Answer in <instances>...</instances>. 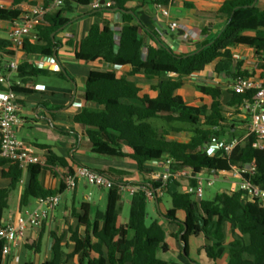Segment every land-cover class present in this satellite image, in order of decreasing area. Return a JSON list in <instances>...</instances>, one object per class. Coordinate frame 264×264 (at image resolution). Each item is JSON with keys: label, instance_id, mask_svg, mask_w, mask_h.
<instances>
[{"label": "trees", "instance_id": "obj_1", "mask_svg": "<svg viewBox=\"0 0 264 264\" xmlns=\"http://www.w3.org/2000/svg\"><path fill=\"white\" fill-rule=\"evenodd\" d=\"M97 0H63V5L48 12L37 29L38 40L26 41L24 51L29 55L53 57L59 48L57 34L75 19H70L79 8H87ZM110 2V7L93 9L91 14L96 21L87 36L79 44L76 57L79 60L101 62L112 67H131L129 76L143 75L146 79H157V98L148 95L140 97V88L127 76H118V70H94L89 73L86 82L85 100L96 104L95 110L85 108L75 117V122L85 128L92 153L114 159L130 160L137 164L138 171L152 174L147 164L159 159H172L171 170L191 169L195 174H211L218 170H228L232 164L254 163L257 173L252 182L264 189V150L253 147L255 137L244 146L237 147L231 156H209L205 149L215 140H221L236 130L237 122L232 121L222 103V89L218 86L196 85L194 91L209 96V105L195 107L177 94L184 86L185 78L202 72L205 67L217 59V72L226 71L235 62L236 77L250 74L240 70L241 63L232 55L231 47L248 46L254 48L256 56H264V10L259 7L260 0H227L219 9V15L226 17L223 28L210 40L202 43L194 53L177 55L157 36L144 30L142 24L136 25L138 0H98ZM10 3V8L0 7V21L13 23L22 14L25 3L37 6L29 0H0ZM44 6L49 5L45 0ZM119 14L120 24H113L109 15ZM105 14V15H103ZM141 30L143 32H141ZM207 31V30H206ZM204 31V32H206ZM255 33L249 34V33ZM54 35V36H53ZM146 37L155 40L157 47L147 45ZM9 40L0 37V56L13 57ZM0 70L6 73V68ZM18 79L11 87L0 83V90H13L19 95L31 93L26 84L38 72L31 62L20 64ZM253 92L243 95L234 94L228 107H241L244 100L251 98ZM239 114V111H237ZM157 119L169 125L182 123L189 126L193 133L190 141L180 142L168 137V131L149 123ZM1 154V141H0ZM49 166H64L68 173L73 169L67 161L48 156ZM8 165V171H2L1 177L11 182L7 188L0 187V225L5 210L9 208L12 192L17 188L23 176L18 163L0 156V168ZM39 165L28 167L30 182L25 188L20 205L27 208L31 200L55 194H62L64 184L56 191L44 190L39 183ZM115 182V181H114ZM157 191L162 188L160 179L149 182ZM195 186V180L191 181ZM139 189L131 196L130 216L127 224L121 223L123 189L126 185L115 182L107 190V205L104 212L95 215L94 222L89 221L88 205H83L84 215H79L80 224L91 228L85 235L75 233V254L80 264H176L161 258L168 251L167 232L164 226L154 220L148 222V198L140 188L148 185L139 182ZM163 194L170 196L171 207L161 216L170 223H176L184 250L188 254V238L204 235L208 244L205 250L208 256L217 260L224 255L227 264H264V204L247 202L241 193L223 190L213 200L196 201L183 191L180 182L170 178L163 188ZM161 203L162 198L158 197ZM178 212L185 218L180 221ZM102 223V224H100ZM228 234H231L228 237ZM178 236L175 235V238ZM62 239L55 237L54 257L44 264H67L72 255L66 253ZM29 250H38L35 243L27 240ZM7 245L0 243V264H3ZM30 264V263H29Z\"/></svg>", "mask_w": 264, "mask_h": 264}, {"label": "crops", "instance_id": "obj_2", "mask_svg": "<svg viewBox=\"0 0 264 264\" xmlns=\"http://www.w3.org/2000/svg\"><path fill=\"white\" fill-rule=\"evenodd\" d=\"M36 3L37 6L43 5L45 0H29ZM227 0H138L140 7L137 9L136 25L142 24L144 30L151 35H156L158 40L169 46L177 55H187L197 51L202 43L215 37L223 28L226 17L217 14L219 9ZM157 3L163 4L170 11L169 17H164L156 9ZM0 7L10 8V3L0 2ZM33 7L32 4L22 5V12ZM259 7L264 10V0L259 1ZM93 8H79L70 19H75L57 34L59 48L53 57L29 55L25 51L20 54L21 63L31 62L38 69L34 76L22 86L31 89V93L20 95L22 106L21 116L24 123L16 129L17 136L26 142L33 150L35 156L39 159L40 173L39 183L44 190L56 191L61 188L62 175L68 173L64 166H49L46 162L48 156H55L65 159L68 165L74 170L76 166L83 165L93 170L101 172L115 182L127 186L139 182L153 181L152 174H145L138 171L137 164L130 160L114 159L110 157L98 156L91 151L90 142L85 134V128L75 122V117L85 108L99 109L96 104H88L85 100V90L87 77L94 70H107V64L98 61L90 62L79 60L76 52L79 44L87 36L92 25L99 21L92 14ZM105 15V14H103ZM113 24H120L121 17L114 13L109 15ZM178 22L185 27V31L172 30L171 22ZM10 22L0 21V37L9 40L11 28ZM207 30V31H206ZM206 31V32H204ZM141 32H143L141 30ZM187 34V36H186ZM255 34V33H249ZM156 41L146 37V44L157 47ZM233 57L241 63L240 70L247 71L250 75L264 77V67H262L259 58L256 56L254 48L248 46L231 47ZM12 57L0 56L2 67L6 68ZM222 63L221 59L208 64L205 69L192 76L185 78L184 86L177 91L178 95L185 98L186 102L195 107L209 105L211 98L203 96L194 91L196 85L218 86L222 89V103L228 116L234 124L236 130L234 136L223 138L231 140L233 138L243 137L250 123L244 111L238 107H228V102L234 95L227 91V86L236 79V69L234 62L229 65L226 71L217 72V67ZM130 66L119 70L118 76H127L129 80L135 82L140 88V97L148 95L151 98H157L159 91L157 79H146L143 75L129 76ZM18 73L13 75L14 81L20 83ZM221 75V78H220ZM231 83H230V79ZM188 96L196 99V103H190ZM239 111V114H237ZM235 114V115H234ZM181 139H175L180 142L190 141L193 133L187 131L181 134ZM169 137V136H168ZM174 139V138H170ZM149 166V165H147ZM9 166L0 168V187L7 188L11 182L8 178L1 177L2 171H8ZM23 183L18 184L12 192L9 200V208L5 210L2 223H7L14 218L21 210L20 200L26 187L30 182L28 170H23ZM80 187L87 189L88 185L79 183L78 188L73 192L70 206L57 208V210L40 227L28 228L22 241L7 245L3 264H44L51 261L54 257L53 246L55 237L62 239V245L65 246L66 253L72 255L67 264H80L79 256L75 254V242L72 237L75 233L83 236L91 228L80 224L79 215H84L82 206L88 205L89 221L94 222L95 215L98 212H104L99 202L104 200L105 194L100 189L99 196L94 199L92 192H85L83 200L78 201L77 197ZM227 190V189H225ZM70 192L64 188L63 194ZM72 192V191H71ZM129 195V205L131 207V194L123 189V198ZM163 194L162 196H164ZM162 196L160 198H162ZM124 199H122V213L125 208ZM107 205V202H106ZM37 206V199H33L27 207L33 209ZM106 209V208H105ZM169 208L165 207L164 200L158 203L154 202L152 212L154 220H158L167 232L168 251L161 252L162 259L172 261L176 264H227L226 256L213 260L211 259L205 247L208 244L204 235L191 236L188 238V254L184 250V243L181 241L179 227L176 223H170L165 220L161 213H166ZM150 216V214H149ZM177 218L183 221L185 215L178 212ZM121 223L127 224L129 218H122ZM102 224V223H100ZM175 235L178 236L175 238ZM231 234H228L230 237ZM27 240L35 243L38 250H29L26 247Z\"/></svg>", "mask_w": 264, "mask_h": 264}, {"label": "built area", "instance_id": "obj_3", "mask_svg": "<svg viewBox=\"0 0 264 264\" xmlns=\"http://www.w3.org/2000/svg\"><path fill=\"white\" fill-rule=\"evenodd\" d=\"M62 5L63 0H49L47 7L44 5L33 6L22 12L20 18L11 24L9 42L14 54L6 66L7 72L3 73L0 70V83L5 84L7 87L13 85V75L19 71L20 54L24 52L26 41H37V29L44 16ZM90 6L97 9L104 6L110 7L111 3L102 4L97 0L92 2ZM155 7L164 17L170 16V11L163 4L157 3ZM116 15L119 17V14ZM170 27L174 31H185V27L175 21L170 23ZM259 61L264 67V56L259 58ZM107 68L118 71L122 69L119 66L112 67L109 64H107ZM227 91L236 95L253 92V96L245 99L239 107L250 118L247 132L240 138L215 140L207 145L206 153L211 157L218 155L231 156L237 147L248 144L251 137H255L253 147L264 150V77L249 75L237 78L227 86ZM21 109L18 93L9 89L0 90V156L18 163L21 169L26 171L31 165H39L40 161L35 156L32 148L17 136L16 129L24 123L20 114ZM172 162V159H159L147 164L153 171L154 180L160 179L163 184L162 188L157 191L150 185H144L140 188L145 192L149 202H155L158 197L163 195V188L167 185L169 179L173 177L181 183L184 193L192 195L196 201L204 199L203 187L205 182L208 187H211L217 181L222 180L230 184L227 190L231 193H241L245 203L261 202L264 204V189L251 180L257 173V167L254 163L232 164L228 170H218L211 174H195L191 169L172 171ZM192 180H195V186L191 184ZM62 182L65 189L72 192L78 188L79 183H85L103 190L111 189L115 183L109 176L83 165L76 166L72 173L63 174ZM21 183H23V180H21ZM125 188L131 195L139 189L135 185H129ZM60 203V194L38 198L35 208H25L7 223L0 225V243L5 242L8 245L22 241L28 228L40 227L57 210Z\"/></svg>", "mask_w": 264, "mask_h": 264}, {"label": "rangeland", "instance_id": "obj_4", "mask_svg": "<svg viewBox=\"0 0 264 264\" xmlns=\"http://www.w3.org/2000/svg\"><path fill=\"white\" fill-rule=\"evenodd\" d=\"M220 78H221V75H220ZM233 78L230 79V83H231V80H233ZM188 100L190 103H194V104L196 103L195 102L196 99L191 97V96H188ZM149 123L160 128L161 130L168 131L169 138H174V139H178V140L181 139V136H182L181 134L186 133L187 131H190L189 126L186 124H182V123H175L173 125H169L166 122H164L162 120H157V119L149 120ZM228 136L230 137L231 135H226L224 138H227ZM147 167L149 169H151L149 166H147ZM229 187H230V184L228 182H225L222 180L217 181L211 187H208L206 185V182H205L204 187H203L204 188V199L205 200H213L217 193H220L221 191L228 189ZM100 191H101L100 188L94 187L91 185H88L86 190L84 188L80 187V192H79L77 199H78V201H82L83 200V194H85V192H92L94 199H96L99 196ZM103 192L105 194V197H104L103 201L99 202V206H101L102 210H105L108 191L103 190ZM72 195H73V192L70 191V192H66L65 194H63L61 196V203H60L61 207H65L66 205L70 206ZM123 199H124V201L125 200L127 201V202H125V208H124L123 213H122V218L124 219V218H129V216H130V205L128 203V201L130 199L129 195L127 194ZM162 199L164 200L165 207L170 208L171 207L170 196L165 194L164 196H162ZM153 207H154V202H151V201L148 202V212L150 214L148 222L154 221V219H153L154 213L152 212Z\"/></svg>", "mask_w": 264, "mask_h": 264}, {"label": "water", "instance_id": "obj_5", "mask_svg": "<svg viewBox=\"0 0 264 264\" xmlns=\"http://www.w3.org/2000/svg\"><path fill=\"white\" fill-rule=\"evenodd\" d=\"M104 3H105V1L102 2V4H104ZM53 36H54V35H53ZM181 236H182V235H181Z\"/></svg>", "mask_w": 264, "mask_h": 264}]
</instances>
